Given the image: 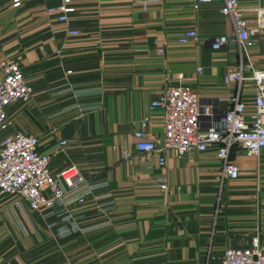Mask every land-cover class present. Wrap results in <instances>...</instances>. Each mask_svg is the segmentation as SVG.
Masks as SVG:
<instances>
[{"label":"crops","instance_id":"0c3cea01","mask_svg":"<svg viewBox=\"0 0 264 264\" xmlns=\"http://www.w3.org/2000/svg\"><path fill=\"white\" fill-rule=\"evenodd\" d=\"M59 1L22 0L11 8V0H0V59L17 58L31 87L26 104L6 109L8 132L36 136L52 173L74 166L93 188L85 203L58 223L54 216L43 218L11 199L1 200L0 264H58L54 240L74 264H216L209 258L222 249L246 247L256 224L231 201L248 199L244 194L254 185L264 186V149L256 158L230 150L228 159L239 175L223 184L221 205L213 150L190 157L166 151L163 168L157 167V154L133 150V133L143 117L149 137L161 133V112H148L147 105L165 84L180 83L221 111L229 107L216 100L236 91L222 84L237 60L235 47L211 51L208 45L231 32L228 19L218 13L220 0L200 2L195 9L193 0L163 6L150 0L144 9L140 0H69L74 12L66 25L44 12ZM237 2L253 29L255 10L264 8V0ZM187 28L197 40L178 45L177 36ZM67 29L80 35L67 37ZM255 38L248 53L264 69V29ZM238 94L250 110L252 83H243ZM59 141L66 146L58 147ZM156 177L167 185L162 193ZM71 223L75 232L58 234Z\"/></svg>","mask_w":264,"mask_h":264},{"label":"built area","instance_id":"2783aa9c","mask_svg":"<svg viewBox=\"0 0 264 264\" xmlns=\"http://www.w3.org/2000/svg\"><path fill=\"white\" fill-rule=\"evenodd\" d=\"M150 0H140L144 9ZM161 6L169 0H156ZM193 0L195 9L200 2ZM218 13L228 19L231 32L228 36H218L208 40L211 51H219L232 45L237 60L228 67L222 78L224 86L234 85L236 91L216 102L225 101L229 107L223 111L214 102H204L188 87L180 83L165 84L149 101L147 111L159 110L162 124L161 133L149 137L144 132L148 121L143 117L139 129L133 133L136 142L133 150L144 156L157 154V167L165 165L163 153L172 152L176 157H190L213 150L218 163L219 187L224 182L234 181L239 171L228 159L231 149L236 148L247 156L258 157L264 149V69L257 68L251 60L248 49L255 42V35L264 29V8L255 10L254 28L249 30V22L244 18L237 0H220ZM22 0H11V8H18ZM46 16L60 24L68 23V16L74 12L69 0H60L57 5L46 7ZM67 37L76 38L77 30H64ZM197 40L193 29L183 30L176 38L178 45H186ZM158 55L163 51L158 49ZM201 68H195L200 74ZM250 82L254 87L251 108L239 97L240 86ZM31 87L17 61L0 59V201L11 199L16 206L33 213H41L43 218L61 217L68 219L67 211L73 206H82L93 188L87 185L74 166H68L52 173L49 155L39 150L37 137L20 130L8 132L11 122L6 109L16 102H27ZM59 141L58 147L66 146ZM129 153H123L128 159ZM158 191L164 192L167 185L161 177L154 179ZM101 197L93 198L97 202ZM65 217V218H64ZM55 223L48 227H52ZM77 229L72 223L68 229L59 227L58 234L64 236ZM216 264H264V250L257 238H251L246 247H226L219 256L209 258Z\"/></svg>","mask_w":264,"mask_h":264},{"label":"rangeland","instance_id":"374dc122","mask_svg":"<svg viewBox=\"0 0 264 264\" xmlns=\"http://www.w3.org/2000/svg\"><path fill=\"white\" fill-rule=\"evenodd\" d=\"M9 58V57H6ZM13 59L15 61H17V58H10ZM18 63V61H17ZM22 103V102H21ZM23 104H26V102H24ZM229 182V181H228ZM226 183V182H224ZM223 183V184H224ZM223 184L221 187L218 186V197H217V204H220V194L223 193ZM244 195H250V197H248V199H240L238 201H231V203H236L238 206H243L244 209H246L247 214L244 213V215H247L249 218V220H253L255 225V230H254V236H252L251 238H257V240L259 241V243L261 244V247L264 250V237L261 238L259 235L262 231H264V226H263V219L264 216H261L262 214H264V186L263 185H254V188L252 189V191L244 194ZM219 205H217V210H216V214L220 215L219 210H221V208L219 207ZM75 206L71 207L70 209L74 208ZM243 209V208H241ZM29 211V210H27ZM30 212V211H29ZM245 212V211H243ZM219 213V214H218ZM259 214V215H258ZM228 215H235L233 213H229ZM62 216L59 217H55V223L60 222L59 220L61 219ZM68 218V216H67ZM259 233V235H258ZM60 235V234H59ZM250 238V239H251ZM250 239H247V245L245 244V246H248L250 243ZM240 242L242 244V241H237ZM242 246V245H241ZM52 251H54V255H53V260L57 261L58 264H74V258H70L69 256H66L65 254H63V252L60 249V242L58 240H54L52 241ZM61 251V252H60Z\"/></svg>","mask_w":264,"mask_h":264}]
</instances>
